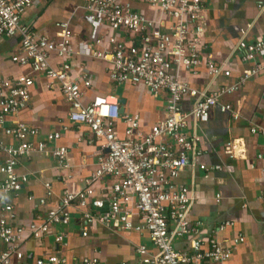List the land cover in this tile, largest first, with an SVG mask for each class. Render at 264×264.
<instances>
[{
	"label": "built area",
	"instance_id": "built-area-1",
	"mask_svg": "<svg viewBox=\"0 0 264 264\" xmlns=\"http://www.w3.org/2000/svg\"><path fill=\"white\" fill-rule=\"evenodd\" d=\"M42 2L0 0V40L20 39L21 52L12 57V63L27 69L14 79L0 76V127L16 143L0 144L5 156L0 168V195H19L28 177L19 175L16 168L22 158L34 153L52 157L60 168L71 167L69 150L51 146L61 139L60 132L41 138L39 130L24 122L8 124L9 117L28 107L31 89L38 77L46 79L47 88L59 90L70 105L69 120L77 127L90 129L101 144V154L96 171L84 187L67 188L59 204L50 208L45 218L19 225L14 206L0 205V244L4 247L0 251V264H26L24 245L30 239L41 241L55 235V244L67 247L68 235L53 232V228L69 227L75 211L80 212L84 222V237L88 236V228L96 224L109 227L117 223L124 232L148 233L156 253L151 254L146 246H141L137 261L121 264H227L245 237L239 235L228 246L215 238H201V225L191 224L193 200L190 189L181 186L179 179L189 166L190 157L200 152L198 137L190 138L184 132L191 117L198 124H206L214 109L231 114L236 121L240 119V114L224 99L237 93L252 78L264 76V39L249 42L247 30H242L237 47L243 53V61L251 65L249 69L233 85L214 91L200 90L184 81L182 74H197L205 68L212 82L232 77L230 70L215 61L204 40L203 21L209 0H84L89 21L107 25L113 31L107 39H96L87 53L76 50L67 22L56 25L60 32L57 41L23 22L26 13ZM137 3L148 5L169 19L170 27L163 28L161 21L137 12L133 7ZM122 33L134 41L129 44ZM86 58L109 63L108 75L116 85L144 86L154 97L166 94V118L147 132L140 115H123L120 101L114 96H96L86 104V92L93 88L91 75L83 64ZM186 99L194 102L190 113L183 110ZM120 124L125 127L122 134ZM251 132L264 135V130L256 127ZM233 149L231 143L226 146V153L231 157ZM262 158L264 155H259ZM220 169L219 166L200 167L206 177ZM45 187L49 199L53 196L51 185L47 183ZM47 199H41L37 209L47 207ZM220 199L221 195H217V202ZM135 212L139 224L134 222ZM233 225L226 223L221 231ZM190 236L196 237L190 251L177 250L175 243ZM35 264L101 262L98 258L73 262L54 254L37 259Z\"/></svg>",
	"mask_w": 264,
	"mask_h": 264
},
{
	"label": "crops",
	"instance_id": "crops-1",
	"mask_svg": "<svg viewBox=\"0 0 264 264\" xmlns=\"http://www.w3.org/2000/svg\"><path fill=\"white\" fill-rule=\"evenodd\" d=\"M84 6V0H43L38 7L26 13L23 22L56 41L59 40L60 33L56 25L67 22L76 50L87 53L96 39H107L113 35V31L107 25L91 23ZM133 7L137 12L161 21L163 28L170 27L171 21L148 5L137 3ZM203 22L208 51L218 64L232 72V77L212 82L207 70L202 68L197 74L184 72L182 78L197 89L214 91L233 85L251 66L243 61V53L237 46L242 30H247L249 42L264 39V0H209ZM122 38L129 44L134 41L124 33ZM20 52L18 37L0 40L1 77L14 79L27 72V69L12 63V57ZM83 64L91 75L93 85L86 92V104L96 96H114L122 101L120 104L123 115H140L147 132L166 118V94L154 97L144 86L114 84L108 75L109 63L86 58ZM224 101L240 114V119L236 121L231 114L222 113L219 109L212 111L211 119L206 124H198L192 117L189 119L184 133L190 138L198 137L197 150L200 155L190 157L189 166L180 175L179 184L190 189L193 203L189 220L192 225H201V238H215L230 246L239 235L245 237V242L234 249L227 264H264V158L259 159V155H264V135H254L251 132L255 127L264 130V76L252 78ZM193 103L192 99H186L182 105L183 110L190 113ZM69 113L70 105L58 89L47 88V81L42 76L38 77L31 89L28 107L8 119L10 126L21 121L36 128L41 138L60 132L61 139L51 146L66 147L70 153L69 169L60 168L57 160L39 153L19 161L16 172L27 176L28 183L18 196L0 195V205L10 203L14 206L19 225H29L38 217L45 218L47 211L59 204L67 188L82 189L85 181L97 169L101 144L88 127L75 126L69 120ZM124 128L123 124L119 125L121 134ZM1 143L16 144L0 127ZM229 143L234 147L233 157L226 153ZM4 160L5 156L0 151V168ZM203 165L219 166L221 169L206 177L200 170ZM47 183L51 185L53 192L49 199L45 187ZM96 188L99 189V186ZM217 195H221L220 202H217ZM41 199H47V207L37 209ZM134 222H140L136 212ZM226 223L234 225L221 231ZM83 228L81 214L75 211L69 227L53 228V232H65L68 235L67 247L57 246L55 235L41 241L28 240L24 245L26 264H35L37 259L54 254L73 262L84 258H98L101 264L135 262L138 260L137 250L141 246H146L151 254L156 253L146 232H124L117 223L109 227L96 224L88 228V236L84 237ZM195 238L190 236L177 241L176 249L190 251ZM2 250L4 247L0 244V251Z\"/></svg>",
	"mask_w": 264,
	"mask_h": 264
},
{
	"label": "water",
	"instance_id": "water-1",
	"mask_svg": "<svg viewBox=\"0 0 264 264\" xmlns=\"http://www.w3.org/2000/svg\"><path fill=\"white\" fill-rule=\"evenodd\" d=\"M122 101H120V103H121ZM122 112V111H121Z\"/></svg>",
	"mask_w": 264,
	"mask_h": 264
}]
</instances>
